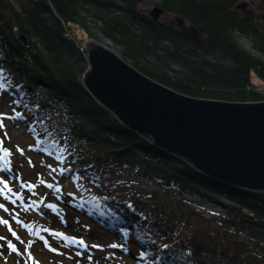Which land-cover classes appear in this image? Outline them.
<instances>
[{
	"label": "trees",
	"instance_id": "16d2710c",
	"mask_svg": "<svg viewBox=\"0 0 264 264\" xmlns=\"http://www.w3.org/2000/svg\"><path fill=\"white\" fill-rule=\"evenodd\" d=\"M263 2L0 0V62L10 66L0 93L10 98L13 116L21 114L15 119L27 125L35 149H47L40 163L42 185H53L46 206L59 215L71 210L76 224L85 217V233L94 226L108 231L140 264H264V193L222 185L123 126L85 89L86 54L69 32L81 30L77 25L96 38L84 26L89 15L115 52L151 79L193 97L259 102L264 10L253 5ZM143 4L188 28L147 15ZM18 166L11 159L5 171ZM128 171L141 172L159 190L140 189ZM206 202L223 208V220L203 219L196 209Z\"/></svg>",
	"mask_w": 264,
	"mask_h": 264
},
{
	"label": "water",
	"instance_id": "95a60500",
	"mask_svg": "<svg viewBox=\"0 0 264 264\" xmlns=\"http://www.w3.org/2000/svg\"><path fill=\"white\" fill-rule=\"evenodd\" d=\"M84 52L85 89L123 126L222 185L264 193V101L185 95L92 40Z\"/></svg>",
	"mask_w": 264,
	"mask_h": 264
},
{
	"label": "rangeland",
	"instance_id": "374dc122",
	"mask_svg": "<svg viewBox=\"0 0 264 264\" xmlns=\"http://www.w3.org/2000/svg\"><path fill=\"white\" fill-rule=\"evenodd\" d=\"M155 7L152 4H143L141 9L150 16L151 13H154ZM253 8L256 11H259V9L264 10V2L262 5H253ZM155 17L160 21L172 22L182 28H188V24L171 15L161 13ZM92 18L85 15L84 26L88 27L96 38L89 37L84 31L85 29L77 25H75V28L81 30H77L76 33L68 28L70 34L74 36L76 45L84 49V45L92 40L113 52L118 51V48L110 40L101 36L96 29L99 25L95 24ZM238 39L244 48L254 52L251 48V42L247 38L238 37ZM9 67L8 62H0L2 72L7 71ZM255 83L260 84L261 82L255 80ZM257 88L262 90V86ZM9 102L10 98L0 93V114L5 115L2 121L4 126L0 127V139L4 141L3 146L8 144L9 148L12 149V151L9 150L12 158H9L13 159L19 166L18 170L11 173L5 170L0 172V180L7 181L13 191L22 196L23 199L17 200L16 204H12L11 201L5 200L4 195H0V203L5 204L9 209V212L0 209V218L7 220L12 228V231H9L7 224H0V237L4 238L0 239V264H25V261H27V264H140V258L133 256V250H126L125 246H122L117 241L118 239L110 235L108 231L94 226L93 229L85 233L84 227H81L87 222L85 217H81L82 224L81 221L76 224L77 222L74 219V221L69 219L73 218L71 213L74 212L71 210L68 209L69 213L62 211L64 215H59V213L56 214L52 206H46L44 201L46 198L51 199V188L40 183L43 177L40 163L45 160L43 159L44 152L35 149L33 138L27 132V125L17 119L7 118L14 115L12 105ZM5 133H7V137H5ZM17 147L23 150V154L17 150ZM0 155H4L3 152L0 151ZM6 160L8 161V159ZM3 163L4 161H0V165ZM127 175L129 179L137 183L140 189L159 190V187L155 186L141 172L128 171ZM17 176L20 178L19 181L15 179ZM62 178V176L59 177L58 181ZM21 183L36 185V187L34 189L21 188ZM32 192H35L36 195H33L30 199L29 195ZM219 199L222 202H228L224 197ZM32 201H37V203L33 204L28 211H24L21 205L30 204ZM53 204L55 208H58L59 204L57 205L55 202ZM200 205L201 207L196 211L201 214L205 221L223 220L225 213L220 205L208 202L200 203ZM13 209L18 213L15 220L12 219ZM61 216L66 217L69 223L64 224ZM44 229H48V231H44ZM13 232L16 233L15 236L12 234ZM80 240L84 241V245L78 243ZM9 241L15 245L18 251H12L9 248ZM112 244H116L118 247H110ZM93 245H96V247H93ZM26 249L27 251H25ZM28 253L31 254V259H29Z\"/></svg>",
	"mask_w": 264,
	"mask_h": 264
},
{
	"label": "snow or ice",
	"instance_id": "6c2138e0",
	"mask_svg": "<svg viewBox=\"0 0 264 264\" xmlns=\"http://www.w3.org/2000/svg\"><path fill=\"white\" fill-rule=\"evenodd\" d=\"M3 78H4L3 77V72H2V70H0V80H3ZM4 87H5V85L3 83H0V89H3ZM20 116H21V114L17 112L15 117L8 116L7 118L8 119H15V118L20 117ZM4 118H5V115L4 114H0V127L4 126L3 123H2ZM33 131H35V130L33 129ZM49 135H51V134H49ZM5 137H7V133H5ZM3 143H4L3 139H0V151H3V153H4V155H0V161H4V163L2 165H0V172H3L7 168L8 161L5 159V157L7 155L11 154L8 149L3 148ZM40 143H41V141H37V143H36V147L37 148H39ZM53 146L54 145H50L49 147H53ZM17 150L20 151L21 154H23V150L22 149H19L17 147ZM40 150L41 151H47V149H40ZM63 151H64V149H60V153H62ZM48 154L51 155L52 153L49 152ZM57 159H61V156H60L59 153L57 154ZM29 163L31 164L30 160H29ZM70 170L71 169H69V168H61L60 172H61V174H63L64 172H67V171H70ZM52 171H56V169L53 168ZM15 179L19 181L20 178H19V176H17ZM40 183L43 184L44 181L41 180ZM0 185H2V187H0V195H4L5 200H9V201H11L12 204H16L17 200H22L23 199L22 196H20L18 193L13 191V189L9 186L7 181L0 180ZM20 186H21V188H32V189H34L36 187V185L24 184V183H21ZM47 186L50 187V188L53 187V185H51V184H49ZM57 191H59V188H57ZM32 195H36V193L33 192ZM13 197H15V199H13ZM36 203H37V201H32V203L27 204V205H23L22 204L21 207H22V209L24 211H28L29 208H31L32 205L36 204ZM50 207H51V205H50ZM0 209H2L4 212H9L8 207H6V205L3 204V203H0ZM17 215H18V213H16L15 210L13 209L12 210V219L15 220ZM0 224H7L8 228H9V231H12L11 225L9 224V222L7 220H5L3 218H0ZM44 231H48V229H44ZM12 234L14 236L16 235L15 232H13ZM37 235H38V233H37ZM60 235H62V234H60ZM0 239H4V238L0 237ZM78 243H80L81 245H84V241L83 240L78 241ZM8 246H9V248L12 251H18V249H16L15 245H13L10 241L8 243ZM93 247H96V245H93ZM110 247L115 248V247H118V245L112 244V245H110ZM25 251H27V249ZM28 255H29V259H31V254L28 253ZM25 264H27V261H25Z\"/></svg>",
	"mask_w": 264,
	"mask_h": 264
},
{
	"label": "built area",
	"instance_id": "2783aa9c",
	"mask_svg": "<svg viewBox=\"0 0 264 264\" xmlns=\"http://www.w3.org/2000/svg\"><path fill=\"white\" fill-rule=\"evenodd\" d=\"M80 50L83 51L84 50L83 47H82V49L80 48Z\"/></svg>",
	"mask_w": 264,
	"mask_h": 264
}]
</instances>
